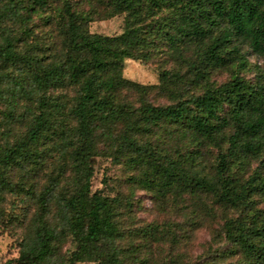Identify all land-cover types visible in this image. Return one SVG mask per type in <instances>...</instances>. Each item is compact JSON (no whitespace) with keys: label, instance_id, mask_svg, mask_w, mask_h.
I'll return each instance as SVG.
<instances>
[{"label":"trees","instance_id":"trees-1","mask_svg":"<svg viewBox=\"0 0 264 264\" xmlns=\"http://www.w3.org/2000/svg\"><path fill=\"white\" fill-rule=\"evenodd\" d=\"M53 1L0 0V121H18L26 113L15 109L38 93L25 134L0 144V173L13 165L38 164V145L52 141L60 145L61 170L70 173L73 186L62 193L56 222L48 214L58 179L44 188L32 237L5 264H47L65 234L76 245L75 259L146 263L135 253L139 248L125 254L116 246L129 199L91 192L92 159L100 155L124 159L139 171L134 183L160 200L171 195L181 201L187 195L211 212L214 206L227 211L222 232L230 246L206 264H264V211L258 206V199L264 200V74L254 85L237 74L217 87L209 83L210 71L230 60L245 66L240 45L264 55V0H81L88 8L63 0L62 7H54L61 20L62 56L44 66L37 55L20 51L26 28L17 34L6 22L24 21ZM118 14L124 15L120 34L88 31L94 18ZM127 58L185 66L202 91L169 105L140 101L136 106L132 95L154 87L171 90L184 80L178 71L164 69L156 86L130 81L122 76ZM62 83L65 90L75 87L70 100L66 94L62 101L46 94ZM7 133L0 132V140ZM213 150L206 167L204 158ZM256 159L258 168L248 174Z\"/></svg>","mask_w":264,"mask_h":264},{"label":"rangeland","instance_id":"rangeland-1","mask_svg":"<svg viewBox=\"0 0 264 264\" xmlns=\"http://www.w3.org/2000/svg\"><path fill=\"white\" fill-rule=\"evenodd\" d=\"M71 1L80 3L81 0ZM53 2L49 7L44 6L31 12L24 21L6 22L17 34L26 28L27 33L22 35L20 51L37 55L44 66L60 61L63 50L61 20L54 7H62L64 1ZM82 5L88 8L86 2ZM123 27V14L94 18L87 23L90 33L102 35H118L123 31ZM240 52L246 59L245 66L236 65V60H230L224 66L211 70L209 83L212 87L229 81L236 74L250 85L261 80V75L264 74V55L254 53L244 44L240 45ZM164 69H170V72L178 71L184 82H177V87L173 85L171 90L154 87L144 95L134 94L131 100L136 106L140 101L169 105L202 91V87H196L190 81L191 75L185 66H178L173 61L163 63L158 58L148 61L124 59L122 76L142 85L156 86L159 83V72ZM23 75L24 73L19 74V77ZM69 89L65 90L62 83L53 85L45 92L50 97L57 98L66 94V99L70 100L75 87L70 86ZM37 96L38 93H33L15 109V113H26L18 121H0V132L8 129V133L2 135L0 144L5 145L8 140L11 143L14 138L25 134L30 120L29 108L36 105ZM60 100L62 101L61 98ZM1 108L5 110L6 106ZM223 109L226 112L228 106L225 105ZM38 148L42 152L38 164L30 162L26 167L13 165L0 173V264L16 259L23 242L32 237L39 215L38 198L44 188L51 186L54 179H58L49 200L48 214V220L56 222L58 202L62 193L73 186L70 173H62L61 170L60 145L46 141L44 144L40 143ZM213 154L214 150L205 156L203 164L206 167L210 166ZM259 163L257 159L252 160L247 173L258 168ZM92 166L91 192L109 197L119 196L124 200L129 199L131 203L128 209L126 205L120 216L123 236L116 241L118 252L123 251L126 254L128 250L136 251V248H139L135 253L146 258L145 264H206L209 260H218V255L230 246L222 232L223 216L227 211L214 206V211L211 212L209 207L196 205L194 199L187 195H184V200L181 201L171 195L165 200L158 199L153 190L134 183V177L139 176V171L134 170L124 159L117 161L109 156H94ZM204 200L210 206V201ZM258 202V206L264 211V200L258 199ZM55 245V254L47 264H95L92 259L73 257L76 245L67 234Z\"/></svg>","mask_w":264,"mask_h":264}]
</instances>
